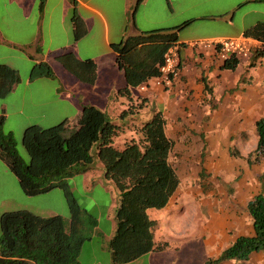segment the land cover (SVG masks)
Wrapping results in <instances>:
<instances>
[{
  "label": "crops",
  "instance_id": "1",
  "mask_svg": "<svg viewBox=\"0 0 264 264\" xmlns=\"http://www.w3.org/2000/svg\"><path fill=\"white\" fill-rule=\"evenodd\" d=\"M136 1L0 0V65L15 70L19 76L11 92L0 99V114L5 116V123L10 116H16L30 126L45 122L74 124L82 108L90 105L115 119L113 123L121 129L119 135H125L126 126L139 118L128 116L129 112L122 117L123 110L113 117L110 109H125L126 100L132 109L134 95L142 100L158 99L157 110L148 113L142 125L154 112L162 113L165 133L173 143L169 162L172 166L173 158L179 160V170L172 167L180 183L169 204L157 210L164 214V222L150 216L153 209L146 211L149 220L156 223L152 229L154 246L162 248L128 264L141 259H146V264L163 260L164 252L173 249L164 241V229L179 236L188 247L183 264H205L218 258L237 238L254 236L246 204L256 195H264V156L251 163L246 159L257 145L255 123L264 118V71L257 56L236 59V68L226 70L217 49L200 43L240 36L264 42L259 35H246L253 27L264 25V10L248 8L263 4L264 0L238 1L224 11L219 25L208 30L210 35L188 39L180 37L181 31L194 22L211 21L214 16L198 15L178 24L184 0H144L139 5ZM194 2L199 5V0ZM236 12L240 13L237 22ZM119 13L122 21L117 27ZM185 22L190 23L179 29L173 45L178 47L179 54V78L173 87L170 90L150 87L147 91L127 87L124 73L117 67L113 46L128 37L159 29L172 30ZM66 56L80 62L91 61L95 65V82L82 83L67 71L60 62ZM39 64H46L53 76L31 79L34 67ZM22 67L29 68L24 75ZM136 90L142 94L139 91L135 94ZM231 150L240 157L232 156ZM94 172L98 175L94 176ZM79 176L86 189L93 183L106 186L110 182L99 163ZM179 204V214L186 213V217L191 209L186 204L198 208L196 223H188L186 217L181 224L170 223L178 215L174 210ZM115 210L116 207L109 234L99 232L98 221L92 230L96 234H91L101 237L98 245L109 254V264L112 261L108 243L115 233ZM33 214L42 218L59 215L52 211L46 216ZM63 218L69 221V215ZM93 241L90 238L85 242L81 253L85 244L88 250ZM221 264H264V249L251 253L246 261L228 260Z\"/></svg>",
  "mask_w": 264,
  "mask_h": 264
},
{
  "label": "trees",
  "instance_id": "2",
  "mask_svg": "<svg viewBox=\"0 0 264 264\" xmlns=\"http://www.w3.org/2000/svg\"><path fill=\"white\" fill-rule=\"evenodd\" d=\"M144 0H137L139 5ZM185 22L172 30H156L128 37L113 46L117 67L123 71L127 87H139L158 76V67L167 50L177 42V33L189 25ZM77 37V31L74 30ZM247 36L264 41V25L250 29ZM62 65L82 83L95 82V65L66 56ZM234 58L223 68L233 71ZM46 64L36 65L31 79L52 77ZM19 82L17 72L0 65V99H4ZM131 110L128 107L120 116ZM5 116L0 114V160L12 173L22 192L38 196L59 189L69 211V221L57 215L42 218L30 211L17 210L0 215V264H79L82 246L90 240L87 229L93 230L96 219L84 218L70 191L68 179L83 174L99 163L104 177L116 189L115 233L108 243L112 264H128L154 246L147 210L164 209L179 186V178L169 162L173 143L165 133V121L160 111L154 112L139 129L140 139L125 142L120 149L114 139L121 133L109 115L94 106H84L74 124L62 122L50 128L30 126L24 130L22 145L29 156L25 164L17 155L11 134L3 133ZM257 145L246 161L256 162L264 156V118L255 123ZM231 155L239 158L237 151ZM252 220L253 237H239L217 259L205 264L224 261H246L253 252L264 249V195L259 194L246 204ZM166 244H164V249Z\"/></svg>",
  "mask_w": 264,
  "mask_h": 264
},
{
  "label": "rangeland",
  "instance_id": "3",
  "mask_svg": "<svg viewBox=\"0 0 264 264\" xmlns=\"http://www.w3.org/2000/svg\"><path fill=\"white\" fill-rule=\"evenodd\" d=\"M238 1L240 0H199V5L197 6L194 0H184V5L180 9L181 17L177 18L176 23L180 24L186 20H193L198 15H213L214 18H212L213 20L211 21L206 20L202 22H194L188 28L181 31L180 37L188 39L193 38L194 35H210L208 30H212L213 25H219V19H221V15H223L224 11L234 7ZM248 8H259L264 10V3L251 5ZM235 14L234 21L237 22L240 13L236 12ZM121 21L122 20L119 13V19L115 21L117 27L120 26ZM196 26H199L198 30H196ZM28 69V67H22L20 70L22 75L26 74L29 71ZM49 83L54 84L53 82ZM136 91L137 92L135 94H137L139 90ZM140 94H142V92H140ZM44 100H47L46 96H44ZM131 100L134 101L135 104L133 103V107L129 111L128 116L131 115L138 117L139 120L138 122L134 121V123L128 124L126 126L127 129L125 135H119L114 139V146L116 148H121L125 142L130 140L138 141L140 139L139 129L142 126V122L146 120L148 113L156 111L158 107L156 105L158 99H155V97L152 99L143 97V101L141 97L134 95ZM124 104H126L125 109H121L120 107H116L114 109L111 108V115L113 117H117L121 110H127V107H129L130 104L127 103V100ZM114 121L115 119H112V122ZM56 125L58 124L45 122L42 123V125H39V127L50 128ZM27 127H30V125H27L26 120L16 116H10L2 130L4 134H11L15 143L16 153L25 164L29 162V156L22 145V137L24 130ZM196 162L199 163V158L196 159ZM171 163L175 170H179L178 167L180 163L177 158H173ZM93 175L97 176L98 173L94 172ZM68 184L73 198L79 207L86 212L84 218L96 219L98 221L99 232L104 235L109 234L110 222L114 216V209L118 204V195L113 184L109 182L108 185L103 186L102 184L93 183L90 187L88 185L89 188L86 189L83 187L84 183L82 177L79 175L75 176L73 180H69ZM186 206L191 208L189 216L186 217V213L179 214L181 211L179 204L174 210L178 215L174 216L170 223L181 224L184 217H186V221L188 223H196L197 219H194V217L196 216L198 208L189 206L188 204H186ZM21 209H28L29 211L42 216H46L49 211H52L53 213L59 214L63 217H68L69 215L68 207L61 190L55 189L43 195L28 197L20 189L16 177L7 170L5 164L0 160V215ZM160 212L161 211L151 210L149 214L152 218H158L161 223L164 222V214ZM91 234L93 235L96 233H93L92 230L87 229L85 236H90ZM92 235L91 238H93L94 241L88 250L86 249V245L88 244H85L83 253H81L79 258L80 264H109V254L103 252L101 247L98 245V241H100L99 238L101 237L98 235H96V237ZM164 241H168L171 248L173 249L171 251L169 250L164 252V255L161 256L164 259L160 262L157 260V263L154 261L153 264H183L182 257L186 254L188 248L184 245L185 243L183 240L179 236L174 235V233L169 232L168 229H164ZM146 263V259H141L134 264Z\"/></svg>",
  "mask_w": 264,
  "mask_h": 264
},
{
  "label": "built area",
  "instance_id": "4",
  "mask_svg": "<svg viewBox=\"0 0 264 264\" xmlns=\"http://www.w3.org/2000/svg\"><path fill=\"white\" fill-rule=\"evenodd\" d=\"M203 47L217 49L218 58L226 62L231 58L243 59L257 56L261 68L264 71V42L240 36L237 38L216 39L208 43H200ZM179 78V54L178 47L172 46L164 54L161 64L158 66V76L139 86L140 91H147L150 87L170 90Z\"/></svg>",
  "mask_w": 264,
  "mask_h": 264
}]
</instances>
